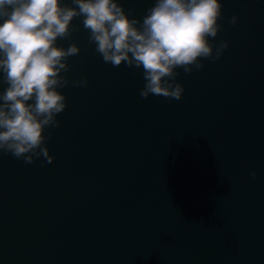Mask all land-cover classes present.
Here are the masks:
<instances>
[{"label": "water", "instance_id": "water-1", "mask_svg": "<svg viewBox=\"0 0 264 264\" xmlns=\"http://www.w3.org/2000/svg\"><path fill=\"white\" fill-rule=\"evenodd\" d=\"M118 2L141 21L155 4ZM221 3L229 47L176 69L179 101L142 98V68L104 63L73 19L54 161L0 153V264H264V0Z\"/></svg>", "mask_w": 264, "mask_h": 264}, {"label": "clouds", "instance_id": "clouds-1", "mask_svg": "<svg viewBox=\"0 0 264 264\" xmlns=\"http://www.w3.org/2000/svg\"><path fill=\"white\" fill-rule=\"evenodd\" d=\"M221 0H155L142 21L125 11L118 0H0V153L11 154L32 164H51L47 141L60 127L57 115L66 108V96L59 89L69 80L68 59L80 53L76 43L57 46L68 39L76 17H83L89 44L104 63L143 70L140 96L181 100L184 87L177 81L182 68L191 74L204 67L203 60H219L229 47L215 42L223 25ZM238 17L229 23L235 25ZM210 38L214 41L210 43ZM86 87L87 78L72 82ZM253 170L250 177L255 179ZM201 223H203L201 221Z\"/></svg>", "mask_w": 264, "mask_h": 264}]
</instances>
